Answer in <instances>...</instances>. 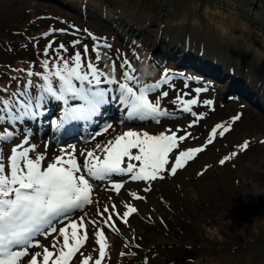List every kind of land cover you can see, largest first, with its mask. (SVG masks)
<instances>
[{
  "label": "rangeland",
  "instance_id": "374dc122",
  "mask_svg": "<svg viewBox=\"0 0 264 264\" xmlns=\"http://www.w3.org/2000/svg\"><path fill=\"white\" fill-rule=\"evenodd\" d=\"M104 2L113 15L111 23L104 24L106 29L87 25V20H74L66 8L39 5L29 6L30 12H23L22 8H2L0 5V40L4 38L10 42L9 37L21 41V44L0 43V98L22 101L25 98L18 93L29 82L30 95L37 94V86L42 82L34 80L36 75L28 77L27 71L43 74V53L49 44L52 45L50 58L56 56L54 50L60 44L67 49L66 52L60 50L62 56L70 57L81 52L84 68L89 60L95 61L92 49L99 44L103 47L99 49L102 58L98 68L117 79L122 78L120 64L124 60L130 62L140 84L149 83L145 79L151 73L148 64L153 54L172 62V83L160 90L169 93L160 103L170 115L161 118L159 123L154 120L131 121L127 119L123 106L112 102L102 109L93 123L76 125L70 132H57L50 122L58 120L63 105L49 99L42 109L44 114L37 121L18 124L17 128H30L33 133L31 142L42 152L47 144V157L59 154V148L69 143L78 152L93 150L97 143L103 145L127 130L159 135L168 129L175 131L179 128L178 136L190 132L191 136L170 154L164 179L146 183L131 181L128 176H115L112 181L124 185L119 194L114 190L106 191L107 182L93 181L97 185L93 199L99 201L101 209L109 203V197L121 214L123 203H131L137 208V212L128 218L127 225L113 217L115 231L101 225L107 243L102 264H264V0ZM150 12L156 15L154 20L150 18ZM41 15L45 17L40 18ZM36 16L39 20L29 21ZM172 30L171 42L166 35ZM127 36L146 40L144 48L135 54L123 51L121 47H125ZM189 41L200 48V53L195 50L186 54L187 48L182 42ZM86 46L89 52L84 56ZM2 49L10 53H4ZM185 55L196 61L192 63L186 59V65L181 66ZM113 63L115 73H112ZM163 67L162 72H156L149 79L156 82L165 71L168 72ZM16 85H20V90L9 96L6 91ZM195 88L207 91L197 96L193 91ZM157 95L150 94V99L154 100ZM177 95L184 100L195 98L198 101L193 111L203 114L204 118L191 128L188 125L196 118L190 113H182L172 103ZM207 99L213 102L210 107L202 104V100ZM237 115L240 119L231 124V129L223 137L217 133L214 141L175 175L168 174L179 151L204 146L212 127L218 123L228 126ZM107 124L113 127L104 132ZM4 126L11 130L10 125H0ZM96 132L101 134L93 139ZM19 142L18 133L12 141L0 143L6 170L11 149ZM244 142H248L246 149L240 147ZM224 157L228 159L221 165L219 161ZM82 160L78 156V162L82 163ZM145 188L149 190L144 191ZM131 192L144 199L134 200ZM95 209L94 203L85 211L94 216ZM82 214L77 212L75 215ZM188 228V233L184 232ZM232 233L242 238L234 237ZM88 237L81 251L85 256L90 254L89 264H94L99 258V248L90 227ZM193 237L202 240V245H195ZM38 239L43 244L48 243L43 237ZM37 250L33 248L30 252ZM83 258L78 253L70 264H80Z\"/></svg>",
  "mask_w": 264,
  "mask_h": 264
},
{
  "label": "snow or ice",
  "instance_id": "6c2138e0",
  "mask_svg": "<svg viewBox=\"0 0 264 264\" xmlns=\"http://www.w3.org/2000/svg\"><path fill=\"white\" fill-rule=\"evenodd\" d=\"M51 47L49 44L44 49L43 74L27 71L28 77L36 75L42 80L37 86V94L30 95L29 82L18 93L25 98L22 101L15 98L0 101V125L11 126V130L8 126L0 127V143L12 141L20 134V142L12 147L7 158V170L3 148L0 147V264H22V261L24 264H70L78 253L84 257L80 264H89L91 255L85 256L81 251L89 239V227L99 248V258L95 259L94 264H102L107 243L101 225L115 231L113 217L127 225L128 218L137 212V208L131 203H123L124 211L121 214L117 204L109 197V203L101 209L99 201L93 199L97 187L93 181L107 182L109 187L105 190H114L119 194L124 185L114 183L112 178L115 176H128L131 181L146 183L164 179L163 173L170 164V154L191 136L187 131L178 136L177 133L181 131L179 128L175 131L168 129L166 133L170 134L159 135L127 130L103 145L97 143L93 150L78 152L69 143L59 148V154L47 157L48 145L45 144V151L40 152L37 144L31 142L32 130L18 129L17 125L37 121L44 114L42 109H45V102L49 99L63 105L58 120L50 122L57 132L62 129L68 132L70 129L66 126L69 125L93 123L101 115L102 109L112 102L123 106L128 120H154L159 123L161 118L170 115L160 103L169 93L160 90L163 86H170L173 79L165 71L155 83L140 84L127 60L120 64L122 78L117 79L98 68L102 58L99 49L103 47L99 44L92 49L95 61L89 60L86 68L82 66L81 52L77 51L70 57L62 56L60 50L66 52L67 49L60 44L54 50L56 56L50 58ZM88 52L86 46L83 55L87 56ZM111 67L112 73H115V63ZM193 91L199 96L207 90L195 88ZM152 93H158L154 100L150 99ZM72 101L77 103L73 104ZM172 103L182 113H190L196 118L188 125L189 128L204 118L203 114L198 115L193 111V106L198 104L195 98L184 100L177 95ZM212 103L210 99L202 100L204 106L210 107ZM239 119L237 115L228 126L218 123L212 127L204 146L179 151L174 156L168 174L175 175L177 170L212 143L217 133L223 137L231 129V124ZM112 127L107 124L103 131L107 132ZM100 134L94 133L93 139ZM240 147L246 149L248 142ZM78 156L83 158L82 163L78 162ZM227 159L224 157L219 163L223 165ZM130 195L134 200L144 199L136 192ZM94 203V216H89L85 209ZM77 212L83 214L77 217ZM39 237L48 243H41ZM33 248L39 250L30 252Z\"/></svg>",
  "mask_w": 264,
  "mask_h": 264
},
{
  "label": "trees",
  "instance_id": "16d2710c",
  "mask_svg": "<svg viewBox=\"0 0 264 264\" xmlns=\"http://www.w3.org/2000/svg\"><path fill=\"white\" fill-rule=\"evenodd\" d=\"M0 5H2L3 7L2 8H22L23 12H30V10L28 9L29 6H31V8L34 6H39V5H44V6H53L55 8H61L62 10H64L63 8H66L67 9V13L70 14L74 20H81V22H86V20L88 21L89 24L87 25H91V26H96L100 29H106L104 24H110V20H112L111 18L113 17L112 13H109L108 12V4L104 2V0H0ZM85 11V12H84ZM89 11L90 14L92 15L89 16L90 14L87 12ZM66 13V14H67ZM154 12H150L149 15H152L150 18L152 20H154L155 16L156 15H153ZM26 14V13H24ZM95 14V15H94ZM38 16H36L35 18H30V22H33L35 19H37ZM40 18L41 17H45V15H41L39 16ZM38 17V18H39ZM92 18V19H91ZM39 20V19H37ZM94 24V25H93ZM88 27V26H87ZM24 29H27L24 28ZM8 30H4V32H7ZM22 31V30H21ZM31 35H34V32L32 31H29ZM173 30L170 31V33L168 32L166 37L168 39V41L170 40L172 42V39H173ZM108 34V33H107ZM30 35V36H31ZM109 35V34H108ZM8 39H10V42L12 43H15V44H21V41H15L17 39H11L8 37ZM146 40H143L142 39H138L137 37H129L127 36V43L124 45L125 47L121 49L123 51H130L132 52L133 54H135V52H137V50H142L144 48V45H145V42ZM10 42L6 41L4 38L0 40V43L3 44V45H8ZM182 45L185 46L186 48V54L187 53H190L191 51H194L196 50V53H200V48L197 46V45H194V44H191L190 41L189 43H186V42H182ZM4 51V53H10L4 49H2ZM180 50H178L179 52ZM184 52V50H183ZM153 54V52H151ZM191 54V53H190ZM173 55H171L172 57ZM188 56L185 55L182 57V64L181 66L183 65H186V59L188 60L189 59V62L191 61L192 63L194 62V60L196 61V59H190V58H187ZM185 61V63H184ZM199 64H203V63H200ZM206 65V64H205ZM164 66V67H163ZM178 66V65H177ZM148 67H149V71H151V73L149 74V76L145 79L143 78V80L145 79L147 82L149 83H155L153 81H151L149 79L150 76H153L156 74V72H162V68H165L166 70H168L169 73H172L173 72V69H174V65L172 62H168L166 59L162 58V57H158V56H155L154 54L151 56V59L149 61V64H148ZM180 67V66H178ZM206 67H212L211 65H206ZM230 68V67H229ZM231 69V68H230ZM158 70V71H157ZM181 70H184V69H181ZM200 70V69H199ZM231 70H234L233 68ZM43 73V71H42ZM220 79H222L220 76H219ZM35 81H38L39 80V83L42 82V80L40 81V79L38 77H35L34 78ZM219 80V79H217ZM223 80H225L223 78ZM2 84V82H1ZM20 85H16L14 87H11L9 90H7V94H9V96L13 95L15 92L19 91L20 90ZM0 91H1V85H0ZM6 92H3L4 95H6ZM2 99L0 98V101ZM185 227L187 226V223L184 224ZM185 229V228H184ZM190 230V228H188V230H185L184 232H187ZM198 231V230H197ZM180 232L178 233V235L180 236ZM232 235L234 237H240L242 238L241 236H237L235 233H232ZM236 235V236H235ZM264 236V235H263ZM181 237V236H180ZM195 245H202L200 244L201 241H197L198 239L196 237H193L192 238ZM242 240V239H241Z\"/></svg>",
  "mask_w": 264,
  "mask_h": 264
},
{
  "label": "water",
  "instance_id": "95a60500",
  "mask_svg": "<svg viewBox=\"0 0 264 264\" xmlns=\"http://www.w3.org/2000/svg\"><path fill=\"white\" fill-rule=\"evenodd\" d=\"M81 124H82V123H80V124H78V125H81ZM66 127H69V126H66ZM75 127H76V125H70V127H69L70 131L73 130V128H75ZM60 131L65 132L63 129L60 130ZM60 131H59V132H60ZM70 131H68V132H70Z\"/></svg>",
  "mask_w": 264,
  "mask_h": 264
},
{
  "label": "bare ground",
  "instance_id": "6f19581e",
  "mask_svg": "<svg viewBox=\"0 0 264 264\" xmlns=\"http://www.w3.org/2000/svg\"><path fill=\"white\" fill-rule=\"evenodd\" d=\"M48 109V108H47ZM51 111H53L54 112V109H52V107H51ZM61 112V111H60ZM38 146V145H37ZM39 150V149H38ZM40 152H42L41 150H39Z\"/></svg>",
  "mask_w": 264,
  "mask_h": 264
}]
</instances>
